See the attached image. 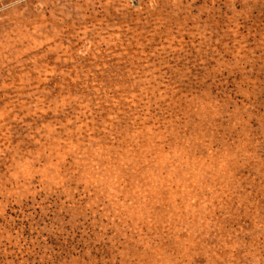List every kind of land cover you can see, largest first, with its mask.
<instances>
[{
    "label": "rangeland",
    "instance_id": "1",
    "mask_svg": "<svg viewBox=\"0 0 264 264\" xmlns=\"http://www.w3.org/2000/svg\"><path fill=\"white\" fill-rule=\"evenodd\" d=\"M0 264H264V0H0Z\"/></svg>",
    "mask_w": 264,
    "mask_h": 264
}]
</instances>
